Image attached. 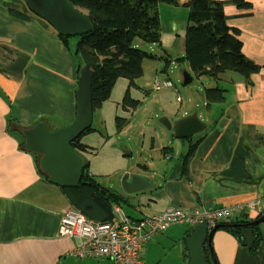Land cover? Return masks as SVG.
I'll use <instances>...</instances> for the list:
<instances>
[{
    "label": "crops",
    "instance_id": "0c3cea01",
    "mask_svg": "<svg viewBox=\"0 0 264 264\" xmlns=\"http://www.w3.org/2000/svg\"><path fill=\"white\" fill-rule=\"evenodd\" d=\"M214 1L224 4L226 25L239 32L242 54L259 71L249 82L230 71L215 80L194 72L206 80L204 89L224 90V102L208 107L198 92L205 118L196 106L183 108L171 88L155 91L157 96L150 100L148 90L142 89L149 84L145 77H152L153 82L169 79L170 67L177 63L185 72L191 70L176 61L184 55L187 9L159 5L160 47L149 46L147 53L153 58L143 60L135 87L126 79L115 81L109 99L92 113L91 131L82 136L80 144L85 149L79 154L89 165V175L120 196L119 205L112 207V219L115 207L133 222L170 207H228L230 216L210 240L216 264H264V223L256 230L225 227L264 214V0H242L250 9H238L230 3L233 0ZM166 60L169 66L162 73ZM77 74V61L46 21L23 0H0V264H113L68 255L81 244L77 238L58 235L61 215L72 205L62 188L40 174L38 156L24 149L18 129L43 122L53 132L61 128L54 126L55 117L68 125L75 115ZM126 91L138 102L136 108H121ZM156 105L171 124L196 113L204 129L176 138L172 130L144 126L136 135L131 118L142 110L141 123L149 122ZM116 117L126 121L121 131H116ZM156 117L155 111L152 118ZM237 155L242 158L243 172L230 169ZM125 174L140 176L151 186L137 194H124L120 186ZM247 205L254 207L245 211ZM193 229L173 224L153 235L141 250L139 264H186V239ZM257 236L259 246L252 253ZM204 253L206 262L212 264L206 244Z\"/></svg>",
    "mask_w": 264,
    "mask_h": 264
},
{
    "label": "trees",
    "instance_id": "16d2710c",
    "mask_svg": "<svg viewBox=\"0 0 264 264\" xmlns=\"http://www.w3.org/2000/svg\"><path fill=\"white\" fill-rule=\"evenodd\" d=\"M68 2L84 14L93 25L92 32L74 36L75 54L80 60L77 78L84 61L89 64L93 72L92 111L99 109L102 103L109 99L117 79H126L130 87H135V81L142 76L143 60L152 59L153 56L142 50L138 43L160 47L157 9L159 5L182 6L187 9L184 55L176 61L186 63L193 72L198 73V76L215 80L219 75L230 71L241 75L249 82L250 77L260 69L242 54V43L238 39L239 32L226 25L224 4L214 0H186L182 3L179 0H68ZM230 3L236 5L238 9L251 7L242 0H233ZM58 38L64 47L68 48V39L72 37L58 34ZM168 66L169 61L166 60L161 72L165 73ZM203 95L207 107L211 103L224 102V90L219 87L205 88ZM137 104L138 102L133 101L126 91L121 108L134 109ZM125 125L124 119L115 118L116 131H121ZM18 129L22 130V128ZM89 131L91 128L86 129L71 143L78 153L84 151L85 148L80 144V140ZM241 159V156L237 155L230 169L243 172ZM39 172L46 178V175L40 170ZM62 190L73 208L86 218L100 223L111 221L112 207L115 204L118 206L120 201V196L102 187L89 175V165L85 161L78 185ZM102 191L113 201L109 202ZM251 221L239 223L243 227L256 230L257 226L249 225ZM258 246L257 236L251 252H256Z\"/></svg>",
    "mask_w": 264,
    "mask_h": 264
},
{
    "label": "water",
    "instance_id": "95a60500",
    "mask_svg": "<svg viewBox=\"0 0 264 264\" xmlns=\"http://www.w3.org/2000/svg\"><path fill=\"white\" fill-rule=\"evenodd\" d=\"M27 8L36 16L46 21L57 34L64 37H74L92 32L93 25L90 20L78 9L74 8L68 0H23ZM93 72L89 64L84 61L79 70L76 81L75 115L66 126L53 132L45 129L43 122H38L33 127L20 130L23 139V147L26 151L38 156L39 170L46 175L47 181L60 188L75 187L78 185L82 169L83 158L71 146L92 123L91 105V78ZM190 82L186 72L183 73L184 85ZM159 123L167 130H172L176 138L190 137L204 129L203 123L196 113L184 116L172 124L166 118H160ZM151 185L137 175L125 174L121 179V189L124 194L133 195L149 188ZM106 199L112 202V198L102 191ZM264 223V214L249 223L255 227ZM241 224L227 225V228H238ZM224 227L216 225L210 231L206 225L194 227L191 235L186 239V248L189 252V260L186 264H208L204 253V246L209 252L210 261L216 264L212 252L210 240L212 234Z\"/></svg>",
    "mask_w": 264,
    "mask_h": 264
},
{
    "label": "built area",
    "instance_id": "2783aa9c",
    "mask_svg": "<svg viewBox=\"0 0 264 264\" xmlns=\"http://www.w3.org/2000/svg\"><path fill=\"white\" fill-rule=\"evenodd\" d=\"M172 87L169 79L153 83L154 91ZM253 207L247 205L245 211ZM113 211L114 218L106 223L86 218L73 207L61 215L58 235L81 240V244L69 252L70 257L104 259L113 264H139L141 250L147 241L169 226L181 224L193 227L204 224L211 230L231 214L228 207L211 210L170 207L161 214L146 216L133 222L121 213L120 208L115 207Z\"/></svg>",
    "mask_w": 264,
    "mask_h": 264
},
{
    "label": "rangeland",
    "instance_id": "374dc122",
    "mask_svg": "<svg viewBox=\"0 0 264 264\" xmlns=\"http://www.w3.org/2000/svg\"><path fill=\"white\" fill-rule=\"evenodd\" d=\"M68 42H69L68 43V48L65 47V49L68 52V55H70L71 58L76 60L77 63H78V61H80V60L77 59L76 54H75V38L72 37V38L68 39ZM138 46L142 50L150 53V51H149V46L150 45H144L142 43H138ZM159 65H160V67L162 66L161 63ZM185 66H188V65L186 64ZM183 72H185L184 66L183 65H179L178 63L174 64V65H172L170 67L169 80L171 81V83L173 85V87L171 89L173 90L175 96L179 97L182 100L181 104H182L183 108H185V109L189 108V107L194 108V106H196V109L199 111L200 115L204 116V118H205L206 116L203 115V113L205 112V107H204L203 101L201 99V96L198 95V92H200L202 94V96H203V89H204L203 88L204 87L203 83H205L206 80L205 79H198L195 76L194 72L192 70H189L188 73L187 72L186 73L189 75V77L192 80L187 85H183V83H182V81H183V74L182 73ZM157 76L160 79L158 74H157ZM144 80H145L144 82L149 83V84H147L146 87H143L142 89L148 90L147 92H149V94H150L148 97H149L150 100H153L158 94L153 89H151V87L153 86V83H154L153 82V78L150 77V76H147V77H145ZM207 88H208V86H207ZM175 91H177V94H176ZM190 98L192 99V103L188 102ZM138 109H139V107L137 108V110ZM155 111H156L157 117L156 118H152V116L154 115ZM142 112L143 111L140 110L136 116H133L131 118V124L134 125L133 130L136 131V135H139V132L141 131V128L144 127V126H150L151 128H155L157 130H159L160 128H163V126L159 123V119L162 118L163 114H161V112H160V110H159L157 105L154 108L153 113L149 117V119H150L149 122L141 123ZM53 119H54V123H55L54 126L61 127V128L67 126V124L63 123V121H62L63 119L62 118L55 117ZM125 139L127 140V137H125ZM130 143L133 145L132 142H130ZM128 145H129V142H128ZM134 151H136V150L134 149Z\"/></svg>",
    "mask_w": 264,
    "mask_h": 264
},
{
    "label": "bare ground",
    "instance_id": "6f19581e",
    "mask_svg": "<svg viewBox=\"0 0 264 264\" xmlns=\"http://www.w3.org/2000/svg\"><path fill=\"white\" fill-rule=\"evenodd\" d=\"M192 227V226H191ZM193 227H196V226H193ZM208 230V229H207ZM208 231H210V230H208Z\"/></svg>",
    "mask_w": 264,
    "mask_h": 264
}]
</instances>
